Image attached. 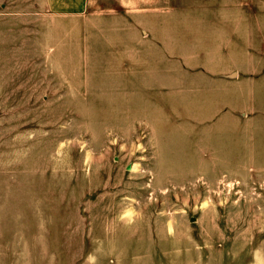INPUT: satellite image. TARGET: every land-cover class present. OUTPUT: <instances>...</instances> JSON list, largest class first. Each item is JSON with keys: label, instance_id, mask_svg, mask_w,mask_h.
<instances>
[{"label": "rangeland", "instance_id": "obj_1", "mask_svg": "<svg viewBox=\"0 0 264 264\" xmlns=\"http://www.w3.org/2000/svg\"><path fill=\"white\" fill-rule=\"evenodd\" d=\"M263 7L0 0V264H264Z\"/></svg>", "mask_w": 264, "mask_h": 264}, {"label": "crops", "instance_id": "obj_2", "mask_svg": "<svg viewBox=\"0 0 264 264\" xmlns=\"http://www.w3.org/2000/svg\"><path fill=\"white\" fill-rule=\"evenodd\" d=\"M44 2L46 7H48V9H50L52 12L60 13V14L80 13L86 8V0H44ZM253 16H252V31H257L259 35H261L264 33V19L263 20L260 19L261 15L255 17ZM261 39L262 41H264L262 37Z\"/></svg>", "mask_w": 264, "mask_h": 264}]
</instances>
